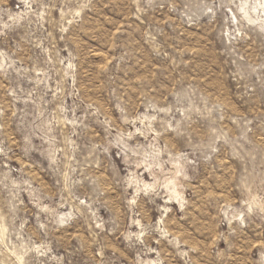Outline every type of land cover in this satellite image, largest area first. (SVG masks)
I'll return each instance as SVG.
<instances>
[{"label": "rangeland", "instance_id": "1", "mask_svg": "<svg viewBox=\"0 0 264 264\" xmlns=\"http://www.w3.org/2000/svg\"><path fill=\"white\" fill-rule=\"evenodd\" d=\"M0 264H264V0H0Z\"/></svg>", "mask_w": 264, "mask_h": 264}]
</instances>
